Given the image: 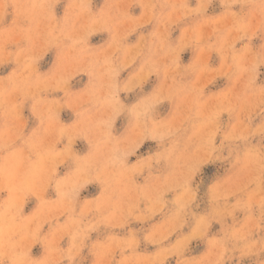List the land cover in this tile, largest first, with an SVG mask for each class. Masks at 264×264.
Wrapping results in <instances>:
<instances>
[{
  "label": "rangeland",
  "instance_id": "374dc122",
  "mask_svg": "<svg viewBox=\"0 0 264 264\" xmlns=\"http://www.w3.org/2000/svg\"><path fill=\"white\" fill-rule=\"evenodd\" d=\"M0 264H264V0H0Z\"/></svg>",
  "mask_w": 264,
  "mask_h": 264
}]
</instances>
